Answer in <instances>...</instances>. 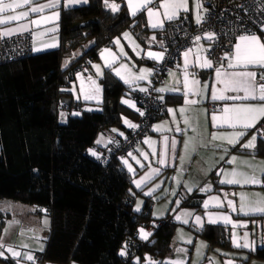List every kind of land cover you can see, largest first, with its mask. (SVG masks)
Returning a JSON list of instances; mask_svg holds the SVG:
<instances>
[{
    "label": "trees",
    "instance_id": "1",
    "mask_svg": "<svg viewBox=\"0 0 264 264\" xmlns=\"http://www.w3.org/2000/svg\"><path fill=\"white\" fill-rule=\"evenodd\" d=\"M126 30L143 42L148 33L143 13L131 17L124 6L113 13L103 0H89L85 6L62 11L57 49L0 65V200L44 209L50 227L40 251L42 262L141 264L125 262V255L119 254L125 248L127 252L132 241L141 242L139 260L148 255L163 264L172 252L176 227L172 220L154 229L147 242L136 237L139 227L152 223L150 205L134 211L140 192L133 190L116 151L130 133L122 119L135 117L121 100L135 92L110 69L98 80L102 90L98 111H87L66 90L79 67L96 62L100 51ZM78 49L83 50L81 55L64 68V59ZM60 110L66 112L65 123L59 121ZM77 112L80 115H73ZM111 129L126 134L112 149L96 145L98 136ZM91 147L108 152L104 164L89 153ZM257 155L264 158V145ZM8 217L0 210V236ZM197 235L210 249L231 248L224 226L205 225ZM247 253L246 262L251 257L264 261V247Z\"/></svg>",
    "mask_w": 264,
    "mask_h": 264
},
{
    "label": "crops",
    "instance_id": "2",
    "mask_svg": "<svg viewBox=\"0 0 264 264\" xmlns=\"http://www.w3.org/2000/svg\"><path fill=\"white\" fill-rule=\"evenodd\" d=\"M48 0H39V3H47ZM89 2V0H88ZM87 3H79L72 5L68 8L64 7L66 0H60L59 5L56 9H46L45 15H50L53 11L59 13V17H61V13L63 10H69L81 6H85ZM162 0H156V4L158 5ZM104 3V0H103ZM109 3H115L121 6H124L126 11L129 14L127 0H109ZM189 4V11L188 12H180V17H187L192 22L196 23L197 17V9L195 7V0H188ZM105 6V3H104ZM152 7V5H149ZM107 8V7H106ZM204 8V6H203ZM27 9V6L23 9L16 10L24 11ZM111 11L110 8H107ZM161 13V17H153V21H157L158 19L162 18L163 9H159ZM201 13L204 15L203 9L200 10ZM112 12V11H111ZM118 12V11H117ZM116 13V12H115ZM143 13L146 28L148 33L145 34L143 42H140L129 30L124 31L120 37H117L113 40L111 46L105 47L103 49H110L112 53L117 55L116 63L113 65L115 68H119L121 64H126L131 70L138 71L140 65H145L146 69H150V66L158 63V61L148 58L147 53L151 52H161L162 51V44L160 40V33L162 29H154L149 26V18L146 11L140 12ZM138 13V14H140ZM15 14V13H10ZM137 14V15H138ZM182 15V16H181ZM129 16L133 17L129 14ZM30 18H36L35 14H30ZM59 20L42 25L41 27H33L30 25V30L28 33L30 36V43H31V50L33 46L41 48L42 50L39 52H34L33 54L44 53L47 51L55 50L59 46V39H58V31L54 34L55 35V42L58 44L55 48H45L44 45L47 43H52V35L48 34L41 36L40 33L44 32L47 28L57 27L59 30ZM169 22L165 21L164 25ZM18 23H27V20L21 21H13L6 25H0V30L4 28H15ZM32 32H36L37 35L35 38L32 36ZM127 32L131 37L132 41H135L136 45H139L136 50H133V47L130 45L129 40L124 37V33ZM22 33V34H24ZM264 41V30L259 34H255ZM155 37V40L152 38ZM119 40V46L114 43L115 40ZM237 42V38L235 43ZM123 48L124 52L127 54L125 56H120V48ZM102 49V50H103ZM192 49L189 61L190 65L187 71L191 74L194 73L195 75H189V80L197 79L201 82V96L195 97L190 96V99H200L202 102L196 105L186 106L189 110L184 114L189 118L191 127L185 125L183 117L179 111V109L184 105V96L182 95L183 91V83H184V52L178 58V62L176 64V68L171 72L174 75H170L169 72L166 74L163 82L161 85L157 86V88H179L180 92H157L159 97H163L166 103V111L164 114L157 118L153 124L149 134H147L141 142L134 148L131 152V155L122 156L119 158V162L123 169L130 175L131 177V184L134 191H139L140 195L136 197L133 209H135L139 205L140 210L144 206L145 203L150 205V216L152 219V223L150 225H143L139 227L137 230L136 237L141 241L147 242L150 240L154 229L151 228L153 223L157 220L171 217L172 223L176 224V227H182L187 229V234L189 238L187 240L180 239L178 234L176 235V231H174L173 241H172V252L165 257L163 262L167 261V259H171L172 261L183 260L184 264H226L227 261L230 259L227 256H230L228 251H225L221 248H212L210 249L207 242L200 238L197 234L198 232L205 226H224L229 230V240L232 235V225L228 224L225 225L223 222H218L216 224L208 223V217L206 215V209L203 207L204 201L209 200L210 197H218L220 201L224 204L223 208H215L210 206L207 211L213 213H223L228 214L233 222L238 224H245L246 227H237L235 230H244V229H252L253 222L252 219L257 218V221L254 223L255 229L262 228L264 226V216L259 215H243L238 214L237 212H233L231 209L227 207V200H232L234 202V206L239 209L240 205V194L247 193L249 194L252 200H255L256 197L252 194L260 193L264 194V184L260 185H235V184H221L220 181L225 179V173H230L233 169H236L239 172H244L248 175H256L261 180H264V175L261 174V169H264V158L257 155L258 147L261 148L264 145V137L259 138L257 137L256 146L255 148H243L241 147L242 144L246 143L253 134L252 130H248V133L245 137L241 138L240 142L235 146L228 144L226 141L211 140V134L216 132L217 134H228L231 133L233 130L228 127H221V128H214L212 127V115L215 113L217 115L221 114V110L225 105H232L234 103H257L256 101H213L211 99V87L207 91L203 90V84L207 82L209 85H212L216 82V74H215V67L213 68H200L198 66H193L195 64L197 57H199V62L203 63L205 59L203 42L200 41L195 47L190 48ZM101 50V51H102ZM100 51V53H101ZM187 51V50H186ZM83 52L82 49H78L73 51L69 57L64 59V68L68 66L71 61L78 56L81 55ZM100 53L98 55V60L96 62H92L88 69V75L84 76L81 75V79L84 81V88L85 90L89 89V81L88 77H91L96 83L99 85L98 80L101 76H97L96 69L93 65H100L102 72L105 69H110V71L118 77L111 68L104 67V60L101 59ZM139 53V55H137ZM107 55V54H106ZM111 59V57H108ZM160 62V61H159ZM256 71H264L261 69H255ZM231 71V69H229ZM78 72H76L73 81L71 84L66 88L67 92L69 93V97L74 102H81L84 103V108L91 109L90 111H98L99 104L102 101V90L100 91V103H97L96 100H85L83 96L80 94L81 91V79L77 78ZM122 74L127 76V73H124L122 70ZM257 79H259L257 77ZM123 83L124 81L120 79ZM179 81V83H177ZM72 83L74 84V88L71 87ZM139 86L135 87L134 84L130 87L128 84H125L130 88L133 92H141L139 88H146L149 84V77L146 80L138 81ZM100 86V85H99ZM220 85H217L219 88ZM73 88V89H72ZM156 88V89H157ZM101 89V87H100ZM228 95H235V93H228ZM240 95H243L240 93ZM124 100H128L130 104L122 103L125 107L130 109L134 114V118L124 117L122 119V125L130 132L134 128L128 126L125 121L130 122L131 124L136 125V103L132 99V97L123 98ZM122 101V100H121ZM169 109H172V113H169ZM175 117V121L173 119ZM154 126H161V131L154 130ZM177 127L181 129H185L184 133L176 131ZM195 129V131H193ZM111 129L107 132L101 133L97 140H100V143H97L101 148L112 149L120 139L126 134V131L123 133L120 130ZM167 136L169 138L168 142V149L166 155V163L164 166H161L158 163L159 159V152L164 148L163 138ZM175 138L177 141L175 153L171 150V140ZM146 140L153 142L151 145L149 143H145ZM189 140V147L187 152H185V141ZM111 141V142H109ZM194 149V150H193ZM227 150V151H226ZM141 153H144L142 155ZM147 157V159L145 158ZM184 156L185 159L183 163L181 162L180 157ZM135 157V159H133ZM223 157V159H221ZM232 157H236V160L233 163H229L228 161L231 160ZM124 160L127 161V165L123 162ZM139 161V163H137ZM128 165H131L133 171L129 172ZM152 169H160L159 174H152ZM146 174L151 175V179L145 180L141 183V186L138 188L134 181H140L142 177H145ZM179 180V183L177 182ZM188 188H191L192 191L189 192ZM201 189H205L201 191ZM210 189V190H209ZM151 191V195H145L146 192ZM175 193V195L173 194ZM227 193V199H225V194ZM179 201V204H177ZM192 205L193 207H189L188 205ZM197 206V207H194ZM186 213H191V215H186ZM34 214L39 216H47L44 209H36ZM181 216V220H177L176 216ZM200 216L202 218L201 224L202 226H198L195 223V217ZM252 218V219H251ZM49 219V217H48ZM187 219L189 223L184 224L182 220ZM50 227V219L48 222L47 231L43 232V235L46 236L43 240V247L45 241L47 239V234ZM140 229H143L145 232L151 233L147 239H141ZM178 229V228H177ZM176 229V230H177ZM4 232H2L1 237ZM6 233V232H5ZM19 235L14 233V237H18ZM28 238L26 237V240ZM191 240L192 243H187L186 241ZM1 242V241H0ZM5 245V249L11 247L16 251L21 252L22 254L25 252L34 253L40 252L38 249H22L19 245H17L16 241L14 240L12 243H3ZM191 244V245H190ZM199 248L202 255L196 254V250ZM5 249H0V251H4V257H0V264H16L17 259L20 260V264H31V261L24 260L22 257L13 258L11 254ZM177 249H182L185 251L178 252ZM241 252H246L248 250H244L240 248ZM254 252V251H248ZM214 254V255H211ZM194 256L196 259L194 260ZM213 256H216L215 258ZM232 256V255H231ZM7 257V258H5ZM235 258V257H234ZM149 259L151 261L157 262L154 258L145 255L139 260V258L135 261V263L141 264H149ZM11 260V261H10ZM239 260V259H237ZM169 261V260H168ZM240 261V260H239ZM232 262V261H231ZM43 264H51L48 262H43ZM73 264V263H71ZM232 264H235L232 262ZM245 264V263H243Z\"/></svg>",
    "mask_w": 264,
    "mask_h": 264
},
{
    "label": "snow or ice",
    "instance_id": "3",
    "mask_svg": "<svg viewBox=\"0 0 264 264\" xmlns=\"http://www.w3.org/2000/svg\"><path fill=\"white\" fill-rule=\"evenodd\" d=\"M88 0H66L64 4L65 8H68L72 5L79 3H87ZM60 0H48L47 3H39V0H0V25H6L13 21H21L27 20V23H18L15 28H4L0 30V40H4L6 38H11L14 35H19L24 32H28L30 30V25L33 27H41L42 25L54 22L59 20V13L53 11L50 15H45L46 9H56L59 5ZM105 7L110 8L113 13L119 11L120 5L115 3H109V0H104ZM149 5H152L150 7ZM27 6V9L24 11L17 12L18 9H23ZM127 6L129 10V14L135 17L138 13L146 11L149 18V26L154 29H163L164 22L169 21L173 22L180 18V12H188L189 4L188 0H162L158 5L156 4V0H127ZM195 7L197 11L196 22L197 24H201L206 20V17L201 13V9L203 11H207V9L203 8L202 0H195ZM159 9H163L162 18L157 21H153V17H161V13ZM15 13V14H10ZM30 14H35L36 18H30ZM58 31L57 27L47 28L44 32H41L40 35H48L53 34L51 39L52 43H47L44 45L45 48H55L58 44L55 42V33ZM33 38L37 35L36 32L31 33ZM124 37L129 40L130 45L133 47L135 51L139 45L135 44V41L131 40V37L127 32H125ZM205 38L208 40H213L215 38V33H206ZM155 40V37L152 38ZM201 37L197 36L196 41H199ZM119 46V40H115ZM163 42H161L162 44ZM234 51L230 53H225L222 59L227 60V67H224L221 64L220 67L215 68L216 74V82L212 85H209L207 82L203 84V90L207 91L209 87H211V99L213 101H256L257 103H234L232 105H225L221 114H213L212 115V127L221 128L228 127L233 131L228 134H217L213 132L211 134V140H221L226 141L228 144L235 146L241 140V138L245 137L248 133V130H254L251 136L246 143L242 144L243 148H255L256 140L258 135L264 137V71H256L255 69L264 70V41L261 40L255 34L250 35H240L237 38V42L233 45ZM34 52H39L42 49L33 46L32 49ZM166 51V49H165ZM192 49H188L184 52V83H183V91L182 95L184 96V105L179 111L183 117L184 123L186 126L191 127L189 118L184 114L189 110L186 106L196 105L201 103L200 99H190V96L200 97L201 96V82L197 79L189 80V75L194 76V73H189L187 71L190 61L189 56ZM201 51H206V49H201ZM107 54V55H106ZM120 56L127 55L123 48H120L119 52ZM139 55V53H137ZM101 59L104 60V67L111 68L112 71L120 77L124 81L125 84H128L132 87L140 80H146L149 76L153 74V71L146 68L139 69V73H132L131 69L126 64H121L119 68L113 67L116 63L117 55L112 53L110 49H103L100 53ZM148 58L162 61L164 60V51L161 52H151L147 53ZM111 57V59H108ZM193 66H198L200 68H213V61L205 57L203 63L199 62V57ZM96 69L97 76H102L103 72L100 65H93ZM231 69V71H229ZM123 71L128 72V76L122 74ZM170 75H174V73L169 72ZM259 76V79L257 77ZM77 78L81 79L80 74H77ZM89 81V89L85 90L84 81L81 79V91L80 94L83 96L85 100H96L97 103H100V86L93 80L91 77H88ZM179 83V81H177ZM217 85H220L217 88ZM141 92H147L148 90L145 88H139ZM156 92H180L179 88H157ZM228 93H235V95H228ZM242 93L243 95H240ZM163 100V97H160ZM122 103L130 104L128 100H124L122 98ZM133 106L134 105H131ZM89 111L91 109H88ZM169 113H172V109L168 110ZM144 115L143 112L140 113ZM73 115H80V113H73ZM61 116H64V113H61ZM175 121V117H173ZM131 128H136L137 125L131 124L128 121H125ZM154 130L161 131V126H154ZM115 131V129L113 130ZM176 131L184 133L185 129H181L177 127ZM195 131V129H193ZM100 140H97V143H100ZM111 142V141H109ZM169 138L165 136L163 138L164 148L159 152L158 163L161 166H164L166 163V155L168 149ZM145 143H149L150 145L153 143L149 140H146ZM189 140L185 141L184 147L185 152H187L189 147ZM177 141L175 138L171 140V150L175 153ZM194 150V149H193ZM89 153L95 156L97 159H100L99 155L92 149L88 150ZM227 151V150H226ZM144 155V153H141ZM131 155V153H129ZM147 159V157L145 156ZM135 159V157H133ZM181 162L183 163L185 157H180ZM223 159V157H221ZM236 160V157H232L229 160V163H233ZM127 165V161H123ZM139 163V161H137ZM129 172H132L133 169L131 165H128ZM152 174H159L160 169H152ZM261 174L264 175V169H261ZM225 179L220 181L221 184H235V185H260L264 184V180H261L256 175H248L244 172H239L236 169H233L230 173H225ZM151 179V175L146 174L145 177H142L140 181H134L136 186L139 188L141 183L145 180ZM179 183V180L177 181ZM205 189H201L204 191ZM210 190V189H209ZM188 191L191 192L192 189L188 188ZM175 195V193H173ZM145 195H151V191L146 192ZM256 197L255 200H252L247 193L240 194V205L239 209L234 206V202L232 200H227V207L231 209L233 212H237L238 214L243 215H259L264 216V194L254 193L252 194ZM225 199H227V193L225 194ZM211 202V206L215 208H223L224 204L220 201L218 197H210L209 200L204 201L203 207L206 209V215L208 217V223L216 224L218 222H223L225 225L231 224L233 228L232 232V244L235 248H245L250 251H255V242L249 240L248 233L245 232L243 242H241V238H239L235 232L237 227H246L245 224H238L233 222L231 217L228 214L223 213H213L207 211L209 209ZM179 204V201H177ZM136 211H140L139 205L135 209ZM186 215H191V213H186ZM177 220H181V216H176ZM202 218L200 216L195 217V223L198 226H202L201 224ZM47 221H45V224ZM182 223L187 224L189 221L187 219L182 220ZM7 232V229H5ZM141 239H147L151 233L145 232L143 229H140ZM36 239H40L36 237ZM0 241H2V237H0ZM187 243H192L191 240L186 241ZM23 247H28L27 245H23ZM0 249H5V245L0 242ZM39 251H43V246L41 245L38 249ZM5 251L9 252L13 258L22 257L24 260L31 261L32 264H36V258L28 252L21 253L16 251L15 249L8 247ZM178 252L185 251L182 249H177ZM198 255H202L197 250ZM121 256L126 255V248L122 249L119 253ZM0 257H4V251H0ZM7 258V257H5ZM16 264H20V260L17 259ZM149 264H157V262L151 261L149 259ZM163 264H184L183 260L177 261H165ZM226 264H232L231 261H227Z\"/></svg>",
    "mask_w": 264,
    "mask_h": 264
},
{
    "label": "built area",
    "instance_id": "4",
    "mask_svg": "<svg viewBox=\"0 0 264 264\" xmlns=\"http://www.w3.org/2000/svg\"><path fill=\"white\" fill-rule=\"evenodd\" d=\"M206 20L201 24L192 22L187 17H180L173 22H167L160 33L164 60L150 66L153 74L150 76L147 92H135L132 99L136 103L137 127L126 134L118 143L116 151L118 157L127 156L141 142L143 137L150 133L153 122L166 111V103L161 100L155 91L161 85L166 74L176 68L180 55L203 42L204 56L213 61L215 68L221 64L227 67V60L222 59L225 53L234 51L233 45L240 35L259 34L264 30V0H202ZM206 33H215L213 40L205 38ZM201 39L196 41V37ZM166 49V51H165ZM32 54L30 36L28 33L14 35L11 38L0 40V65L22 60ZM78 73L87 76L88 69L81 65ZM259 78V76H258ZM143 112L144 115L140 113ZM254 130H252L253 132ZM259 138H262L258 135ZM94 150L100 157V163L109 158L106 151ZM88 149V150H89ZM171 217L157 220L151 226L156 229L162 224H168ZM141 242L132 241L124 257L125 262H134L137 259V249ZM36 264H43L40 252H34ZM32 264V262H31Z\"/></svg>",
    "mask_w": 264,
    "mask_h": 264
},
{
    "label": "rangeland",
    "instance_id": "5",
    "mask_svg": "<svg viewBox=\"0 0 264 264\" xmlns=\"http://www.w3.org/2000/svg\"><path fill=\"white\" fill-rule=\"evenodd\" d=\"M62 66L63 67L65 66L64 61ZM144 66L140 65L139 69L145 68ZM139 69L138 71L135 70H131V71L132 73L138 74ZM124 73H127V76L129 75L127 71H124ZM149 81H150V76H149ZM139 85L140 84H138L137 82L135 87ZM71 87L74 88L73 83ZM61 113H64L63 117L61 116ZM59 121L60 123H65L66 121V112L63 110H60ZM0 210L9 215L2 230V232H4L2 235V241H1L2 243H12L15 240L17 245H19V249L20 247L24 249L25 247H23V245L28 246L25 249H39L40 246L43 245V240L46 237L43 235V232L47 231L49 219L44 215L39 216L37 214H34V212L36 211L35 206L24 204L19 201L3 199L0 200ZM45 221H47L46 224ZM251 221L253 222L252 229L235 230V232L237 236L241 238V242H243L242 238L244 237L245 232H247L249 240L255 242V249L262 248L264 247V226L263 229L262 228L255 229L254 223L257 221V218L252 219ZM177 228H176L177 230L175 229L176 235L178 234L180 239L187 240L189 238V235L187 234V229L182 228L180 226ZM5 229H7L6 233H5ZM233 231L234 230H232V232ZM16 232L19 235L18 237H14V233ZM26 237L28 238L27 240ZM36 237H39L40 239L38 240L36 239ZM230 245H231L230 249H223L230 253V256H227L230 259V261L234 262L235 264L245 263L247 260V256H248L247 252L249 251V249L243 248L244 250H248V251L241 252L240 248L233 247L232 235L230 238ZM198 249L199 248H197V250ZM197 250H196V254L198 253ZM199 252L201 253L200 250ZM213 257L215 258L216 256ZM195 259L196 256H194V260ZM237 259H239L240 261ZM168 260L172 261L170 258L167 259V261ZM245 264H264V261H260L255 259L254 257H251L248 258V261Z\"/></svg>",
    "mask_w": 264,
    "mask_h": 264
},
{
    "label": "water",
    "instance_id": "6",
    "mask_svg": "<svg viewBox=\"0 0 264 264\" xmlns=\"http://www.w3.org/2000/svg\"><path fill=\"white\" fill-rule=\"evenodd\" d=\"M64 102H65V103H68V102H69V99H65Z\"/></svg>",
    "mask_w": 264,
    "mask_h": 264
},
{
    "label": "bare ground",
    "instance_id": "7",
    "mask_svg": "<svg viewBox=\"0 0 264 264\" xmlns=\"http://www.w3.org/2000/svg\"><path fill=\"white\" fill-rule=\"evenodd\" d=\"M182 16V15H181ZM161 44V43H160ZM195 47V46H194ZM178 62V61H177ZM264 139V138H263Z\"/></svg>",
    "mask_w": 264,
    "mask_h": 264
}]
</instances>
